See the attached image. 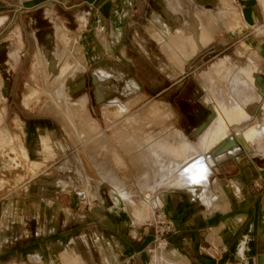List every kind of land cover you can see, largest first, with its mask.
Returning <instances> with one entry per match:
<instances>
[{
	"label": "rangeland",
	"instance_id": "374dc122",
	"mask_svg": "<svg viewBox=\"0 0 264 264\" xmlns=\"http://www.w3.org/2000/svg\"><path fill=\"white\" fill-rule=\"evenodd\" d=\"M82 1L72 0L71 3L74 5ZM9 2L14 5L17 0ZM162 2L166 13L160 0H146L144 5H148L147 8L145 6L143 12L131 15L130 25L120 32V40H117V32L111 29L102 35L97 31L99 39L89 33L93 17L85 6L73 10L65 25L61 12L57 15L46 11L45 15L39 10L18 16L15 13H0L2 53L14 51L17 43H25L19 71L9 78L14 86V92L8 98L9 111H1L2 121L9 126V134L8 139L0 136V213L1 210L7 211V204L13 201L20 203L24 212L25 209L31 211L38 202L49 205L61 203L68 191L55 189L49 197L50 201H47V184L55 182L57 187H62L69 182L65 176H72L73 182L80 186L87 176L89 183L109 181L115 187L119 185L121 193H136L137 202L146 217L148 210L155 206L149 203L151 197L138 187H142L148 178H155L156 167L143 159L131 143L124 144L131 131L123 127V118H114L107 113L106 104L116 99L126 104L137 100L126 116L133 113L147 115L150 124L136 132H161L157 139L162 144L174 146L176 128L184 135H192L210 119L212 111L202 103L206 93L199 78L205 76L218 60L229 57L241 66L254 63L258 69L256 79L264 86V62L255 54L254 46L249 47L243 42L246 39L244 30L217 32L214 44L187 63L180 73L169 61L162 46L164 41L171 39L170 29L175 25L172 19L177 12L171 0ZM221 9L227 13L224 7ZM5 15L9 17L6 25ZM229 15L227 13L223 19L228 21V30H232L234 26L229 21ZM58 26L66 29L65 37L69 43V51L61 55L62 58L56 57L63 53L59 51L63 45L58 40ZM34 32L38 45L32 39ZM69 56L82 69V73L68 84V102L71 106L82 103L85 106L78 124L83 137L69 123L54 98L47 94V83L56 80L46 67L48 62L58 58L60 63H64ZM13 58L18 60V55L13 54ZM96 73L107 81L106 86L112 91L103 103H98L96 99ZM0 100L4 98L0 96ZM20 102L25 108L19 106ZM153 161L160 162L158 157ZM101 171H112L113 175ZM112 176L117 179L116 183H113ZM120 178L125 183H120ZM130 185L131 190L128 189ZM117 197L122 203L118 193ZM154 212L158 216L157 207ZM156 222L149 219L145 225H155ZM158 244L154 243L152 247L155 251L152 253L155 254L152 264L157 253L162 255L157 256L159 258L166 254V250L158 249Z\"/></svg>",
	"mask_w": 264,
	"mask_h": 264
},
{
	"label": "crops",
	"instance_id": "0c3cea01",
	"mask_svg": "<svg viewBox=\"0 0 264 264\" xmlns=\"http://www.w3.org/2000/svg\"><path fill=\"white\" fill-rule=\"evenodd\" d=\"M61 1L17 0L12 5L9 0H0V13L18 16L39 10L45 15L46 11L57 15L61 12L65 25L73 10L85 6L93 17L89 33L99 39L97 31L102 35L111 29L117 32V40H120V32L130 25L131 15L143 12L148 6L144 5L146 0H83L74 5L72 0ZM193 1L207 11L217 12L224 7L230 14L233 29L214 26V42L219 31L244 30L246 39L243 42L249 47L254 46L255 54L264 62V0ZM160 2L166 13L164 3ZM6 17L5 25L9 20ZM32 39L38 45L35 32ZM17 44L10 53L4 54L0 50V96L4 98L0 100L2 139H8L9 126L2 121L1 111H9L8 98L14 92L9 78L19 71L25 53V43ZM13 54L18 55V60ZM19 106L25 108L23 102ZM213 115L212 112L208 122L192 135L185 136L198 140L212 122ZM176 131L181 132L177 128ZM174 136L178 148L184 139ZM219 158L220 162L213 161L211 168L212 189L216 194L212 204H205L198 191L196 198L180 190L161 191L156 203L149 202L155 207L148 210L146 217L139 202L129 207L124 193L119 192L122 188L109 181L89 183L86 176V181L78 186L72 176H65L69 182L62 187H57L55 182L48 183L47 201L55 189L68 191L61 203L38 202L31 211L25 209L24 212L22 205L13 201L7 204V211L1 210L0 264H152L156 224L146 226L145 223L149 219L157 221L156 207L174 224V230L168 236L166 259L176 264H264V157L248 156L245 151L235 156L225 153ZM163 160L160 168H173L166 159ZM83 172L86 175L84 169ZM101 172L113 175L112 171ZM112 180L117 182L114 176ZM128 189L131 190V185ZM162 258L156 257L153 264Z\"/></svg>",
	"mask_w": 264,
	"mask_h": 264
},
{
	"label": "bare ground",
	"instance_id": "6f19581e",
	"mask_svg": "<svg viewBox=\"0 0 264 264\" xmlns=\"http://www.w3.org/2000/svg\"><path fill=\"white\" fill-rule=\"evenodd\" d=\"M171 2L177 12L172 19L175 25L170 29L171 39L164 41L162 46L169 61L181 73L187 63L212 45L214 26L228 29V21L223 19L227 13L223 9L210 12L199 8L193 0H171ZM56 29L58 40L63 45V49L59 50L63 53L56 57L62 58L61 55L69 51L67 48L69 43L65 37L66 29L59 26ZM58 58L48 62L46 66L56 76L55 81L47 83V94L54 98L70 121L69 123L79 131V117L85 106L83 103L78 106L69 104L68 84L82 73V69L76 61H72L74 58L71 59L70 56L67 60L65 58L64 63H60ZM256 72L252 63L241 66L226 57L218 60L205 76L198 77L202 89L206 92L202 103L212 109L214 118L196 141L175 131L174 135L184 139L183 144L178 148L175 145L162 144L157 139L161 132H139L140 134L136 132L142 126L150 124L147 115L133 113L126 116L130 107L137 104V100L126 104L116 99L106 104L107 113L114 118H123V127L131 131L124 140V144L131 143L141 153L143 159L150 161L151 165L156 167L155 179L148 178L142 187H138L144 194L151 197V202L156 203L157 194L161 191L180 190L191 194L194 198L198 196L197 191H201L199 196L202 195L205 204L210 205L216 197L212 189L211 168L214 165L213 161L220 162L219 155L226 153L229 156H235L246 151L248 155L264 156V86L259 81L256 83ZM94 81L96 99L98 103H103L112 95V91L106 86L107 81L102 79L99 73L94 75ZM78 134L83 137L80 131ZM214 148L216 150L208 157ZM156 157L160 162L166 159L167 164L173 168L168 170L160 168V162L153 161ZM119 182L125 183L121 178ZM122 195L129 207L136 205V193L131 191ZM139 207L142 210L140 205ZM157 256L162 255L157 253ZM158 264L176 263L163 257Z\"/></svg>",
	"mask_w": 264,
	"mask_h": 264
},
{
	"label": "built area",
	"instance_id": "2783aa9c",
	"mask_svg": "<svg viewBox=\"0 0 264 264\" xmlns=\"http://www.w3.org/2000/svg\"><path fill=\"white\" fill-rule=\"evenodd\" d=\"M157 218L158 219L155 228V243H159L158 249L164 251L168 247V236L173 232L174 224L171 221L167 220L161 213L158 214ZM152 252L155 251L153 250Z\"/></svg>",
	"mask_w": 264,
	"mask_h": 264
}]
</instances>
